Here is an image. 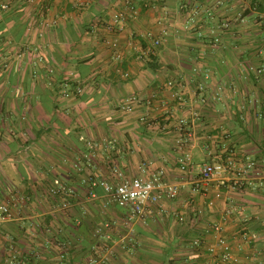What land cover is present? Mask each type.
Returning a JSON list of instances; mask_svg holds the SVG:
<instances>
[{
    "label": "crops",
    "instance_id": "crops-1",
    "mask_svg": "<svg viewBox=\"0 0 264 264\" xmlns=\"http://www.w3.org/2000/svg\"><path fill=\"white\" fill-rule=\"evenodd\" d=\"M38 1L52 4L51 27L20 1L0 12V52L40 46L52 69L25 59L0 73V206L10 212L0 211V264H203L217 224L238 260L264 264V71L248 70L264 63V0H131L138 13L121 35L104 28L121 0ZM191 7L203 13L195 24ZM201 23L220 25L218 42L198 35ZM147 31L160 48L138 59L132 46H150ZM102 38L119 40L126 78ZM184 154L192 169L182 171ZM242 157L254 166L238 185L197 182L203 163ZM159 171L178 194L146 220L101 185Z\"/></svg>",
    "mask_w": 264,
    "mask_h": 264
},
{
    "label": "built area",
    "instance_id": "built-area-1",
    "mask_svg": "<svg viewBox=\"0 0 264 264\" xmlns=\"http://www.w3.org/2000/svg\"><path fill=\"white\" fill-rule=\"evenodd\" d=\"M12 1H20L27 6H33L39 11V16L44 20L41 22L43 28H48L54 25L55 20H47L46 16L52 14L53 6L48 1L41 3L38 0H6L0 3V11H6L9 9ZM74 8L83 9L89 4V0H70ZM137 9L131 0H122L121 6L114 9L109 13V19L105 23V30L109 33L115 35H121L126 30V25L130 19L135 17L137 14ZM208 17L211 18V13L207 11ZM203 15L197 8H190L187 14V22L190 24L197 23V18ZM233 22L238 21L237 18L232 20ZM99 22V19H96ZM159 22V21H158ZM231 22L224 23L222 27L227 28ZM264 31V21L260 23ZM220 25L216 24L214 27H210L209 36L213 39V42H218L217 30ZM91 32H96L95 27L91 29ZM164 32V31H163ZM41 36V33L39 34ZM199 36L202 32L198 33ZM144 39H149L151 41L150 46L146 47L143 51L137 49L136 46H132V50L137 54V58L140 59L141 55H149L151 53V48H157L161 44V40L158 36H155L153 32L147 31L140 35ZM100 44L105 51L111 54L112 60L116 63V70L121 75L122 78H126L128 74L121 68V62L123 61V54L119 48V40L117 38L108 39L102 38ZM34 50L35 54L32 53ZM264 54L263 49L258 50V54ZM29 59L33 65L38 68H46L48 73L52 72L50 66L46 67V58L44 53L41 52V47H35L33 49L23 46L22 50L16 51L13 46H7L5 51L0 52V73H7L11 69L12 60L17 63H21ZM248 70L253 71L255 74L259 75L264 71L262 66L248 67ZM171 86V83L168 84ZM79 93V89H77ZM63 96L67 97L68 93H64ZM134 97H128L125 101L123 107L127 110H131V104L134 102ZM130 106V107H129ZM190 159L189 154H184L178 159L180 164V169L182 171L187 168L192 169L187 161ZM254 163L251 160L245 158L241 163L232 160L226 165L221 163H203L198 169V183L202 185H207L211 179L214 177L224 176L229 182H233V185H238L247 175L248 171L252 169ZM116 183L113 182H102L101 185L104 191L110 195L111 200L119 207H127L131 210V213L141 220H146L149 218L159 201L163 197L168 199H173L178 194V187L176 184L169 183L163 179V172L159 171L157 174H153L150 179L142 178H132L128 179L122 174L117 173ZM1 219L6 220L10 218V212L7 205L0 206ZM212 232L214 235V243L206 247V252L208 254V261L203 264H244L241 260H238L233 253L232 245L223 237L222 227L220 224L214 225L212 227ZM194 245L197 247L201 246L200 241H195Z\"/></svg>",
    "mask_w": 264,
    "mask_h": 264
},
{
    "label": "trees",
    "instance_id": "trees-1",
    "mask_svg": "<svg viewBox=\"0 0 264 264\" xmlns=\"http://www.w3.org/2000/svg\"><path fill=\"white\" fill-rule=\"evenodd\" d=\"M121 3H122V0H121ZM121 3H120V6H121ZM252 6H253V8L254 9H256V8H258L257 6H258V0H254L253 1V4H252ZM0 12H2V11H0ZM230 21V20H229ZM232 21V20H231ZM256 21L257 22H259V23H261L262 21H264V16H258L257 18H256ZM255 21V22H256ZM233 22V21H232ZM227 23V22H226ZM202 25H204L203 23H201L200 24V27H201V29H199V30H204L203 32H202V35L200 36V37H206L207 38V36H209V29H210V27H209V29H205ZM257 25V24H256ZM212 26V25H211ZM199 27V28H200ZM258 28H259V30L260 31H263V28L261 27V25L259 26H257ZM92 29V28H91ZM91 32V31H90ZM210 37V36H209ZM212 41H213V39H212ZM233 160H235V161H237V163H241L242 161H244L245 160V157H242V158H240V159H238V160H236L235 158L233 159ZM221 164H223V165H226V164H224V163H221ZM51 192H52V190H51Z\"/></svg>",
    "mask_w": 264,
    "mask_h": 264
},
{
    "label": "rangeland",
    "instance_id": "rangeland-1",
    "mask_svg": "<svg viewBox=\"0 0 264 264\" xmlns=\"http://www.w3.org/2000/svg\"><path fill=\"white\" fill-rule=\"evenodd\" d=\"M238 19V18H237ZM239 20V19H238ZM256 24H257V26L259 25L260 26V23L259 22H257L256 21ZM261 33H262V35H263V38L262 39H264V31H261ZM264 41V40H263ZM158 48H160V46L158 47ZM259 49H263L264 50V42H263V45L262 44H260L258 47H257V50H259ZM262 55L264 56V54L262 53ZM263 68H264V63H263ZM204 160V158L201 156V157H199V160L198 161H203Z\"/></svg>",
    "mask_w": 264,
    "mask_h": 264
}]
</instances>
